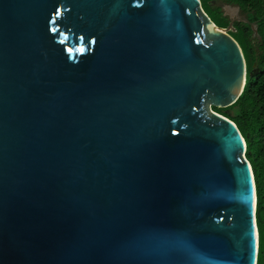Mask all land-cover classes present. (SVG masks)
Returning <instances> with one entry per match:
<instances>
[{
    "label": "water",
    "instance_id": "1",
    "mask_svg": "<svg viewBox=\"0 0 264 264\" xmlns=\"http://www.w3.org/2000/svg\"><path fill=\"white\" fill-rule=\"evenodd\" d=\"M224 15L0 0V264H257L246 142L213 110L247 74Z\"/></svg>",
    "mask_w": 264,
    "mask_h": 264
},
{
    "label": "trees",
    "instance_id": "2",
    "mask_svg": "<svg viewBox=\"0 0 264 264\" xmlns=\"http://www.w3.org/2000/svg\"><path fill=\"white\" fill-rule=\"evenodd\" d=\"M203 9L218 26H228L223 4L238 6L244 15L230 32L239 43L246 61L243 91L228 108L213 110L234 121L246 142V157L254 174L256 187V222L259 232L257 264H264V0H200ZM257 27L253 34L251 25ZM253 71V73H252Z\"/></svg>",
    "mask_w": 264,
    "mask_h": 264
},
{
    "label": "rangeland",
    "instance_id": "3",
    "mask_svg": "<svg viewBox=\"0 0 264 264\" xmlns=\"http://www.w3.org/2000/svg\"><path fill=\"white\" fill-rule=\"evenodd\" d=\"M222 6L224 7L225 6V4H223L222 3ZM234 7H236V6H234V5H230V7L229 8H226V9H224V11L226 10V12L229 14V13H233V17H235V18H240V19H244V15L240 12V10L238 9V11H235L234 10Z\"/></svg>",
    "mask_w": 264,
    "mask_h": 264
},
{
    "label": "snow or ice",
    "instance_id": "4",
    "mask_svg": "<svg viewBox=\"0 0 264 264\" xmlns=\"http://www.w3.org/2000/svg\"><path fill=\"white\" fill-rule=\"evenodd\" d=\"M57 15H59V12L57 13ZM79 51L83 52V51H84V49H83V48H81V49H79Z\"/></svg>",
    "mask_w": 264,
    "mask_h": 264
},
{
    "label": "clouds",
    "instance_id": "5",
    "mask_svg": "<svg viewBox=\"0 0 264 264\" xmlns=\"http://www.w3.org/2000/svg\"><path fill=\"white\" fill-rule=\"evenodd\" d=\"M254 175V174H253Z\"/></svg>",
    "mask_w": 264,
    "mask_h": 264
}]
</instances>
